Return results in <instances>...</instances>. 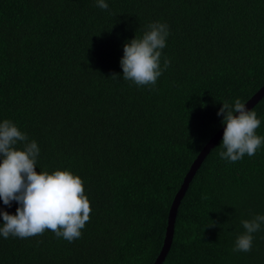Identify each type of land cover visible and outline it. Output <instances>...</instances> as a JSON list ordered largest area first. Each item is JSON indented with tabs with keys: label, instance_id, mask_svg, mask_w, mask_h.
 Segmentation results:
<instances>
[{
	"label": "trees",
	"instance_id": "1",
	"mask_svg": "<svg viewBox=\"0 0 264 264\" xmlns=\"http://www.w3.org/2000/svg\"><path fill=\"white\" fill-rule=\"evenodd\" d=\"M105 2L0 0V123L37 142V172L80 176L92 209L72 242L0 235V264H154L173 202L161 264H264V224L250 252L233 251L242 221L264 215V144L222 159L218 115L264 86V0ZM154 22L169 31L161 68L171 63L138 86L123 79L124 45ZM248 109L264 137V95ZM19 206L0 199V213Z\"/></svg>",
	"mask_w": 264,
	"mask_h": 264
},
{
	"label": "clouds",
	"instance_id": "2",
	"mask_svg": "<svg viewBox=\"0 0 264 264\" xmlns=\"http://www.w3.org/2000/svg\"><path fill=\"white\" fill-rule=\"evenodd\" d=\"M97 6L104 10L109 7L105 0H98ZM168 35L166 24L154 22L142 37L136 36L126 43L121 60L123 79L138 86H154L171 63L165 59L164 69L161 68ZM218 115L224 116L226 125L220 157L237 162L245 155L254 156L264 144V137L256 132L261 125L257 113L237 98L233 105L223 103ZM27 141V134L14 122L5 119L0 123V199L5 205L10 206L13 201L20 205L16 214L0 213L3 218L0 235L27 238L51 230L57 237L72 242L81 236L92 211L84 181L70 170L37 172L40 149L35 140ZM18 142H26L22 150L16 147ZM261 224L264 215L243 220L245 232L237 237L233 251L250 252L253 234L260 230Z\"/></svg>",
	"mask_w": 264,
	"mask_h": 264
},
{
	"label": "water",
	"instance_id": "3",
	"mask_svg": "<svg viewBox=\"0 0 264 264\" xmlns=\"http://www.w3.org/2000/svg\"><path fill=\"white\" fill-rule=\"evenodd\" d=\"M264 95V86L252 97L250 98L246 103H245V106L246 108H251L254 103L260 99L262 96ZM217 138H218V135H215L211 141L208 142V144L206 145L205 149L202 150V152L200 153V157L197 161H195V163L192 165L190 171L188 172L186 178H185V182H184V185H183V188L187 187L188 186V183L187 182H190L196 172V169L199 167L201 161L203 160V156L205 155L206 153V149L208 148V146H212L216 141H217ZM187 181V182H186ZM183 188L181 189L180 192H182ZM179 192V193H180ZM178 193V194H179ZM174 204L175 202H173V205H172V208L170 210V216H169V225H168V229H167V235H166V239H165V244L163 246V249L159 255V257L156 259V261L154 262V264H161V261L163 260L165 254H166V250L169 246V242H170V237H171V232H172V220H173V216H174Z\"/></svg>",
	"mask_w": 264,
	"mask_h": 264
}]
</instances>
